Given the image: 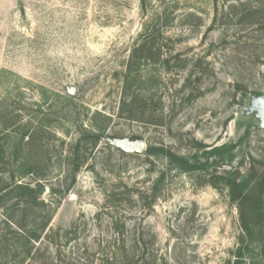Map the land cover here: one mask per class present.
<instances>
[{"label":"rangeland","instance_id":"obj_1","mask_svg":"<svg viewBox=\"0 0 264 264\" xmlns=\"http://www.w3.org/2000/svg\"><path fill=\"white\" fill-rule=\"evenodd\" d=\"M130 96L135 104H123ZM254 97H264V0H0V127L8 115V132L37 128L23 150L12 133L5 141L17 159L39 165L42 198L55 204L49 228L76 225L67 257L85 245L99 264L91 254L114 237L116 218L149 239L160 262L232 264L237 202L215 176L264 171ZM84 129L103 136L95 146L83 141L73 158ZM148 146L205 167L167 170L144 154ZM0 172L8 179L11 165Z\"/></svg>","mask_w":264,"mask_h":264},{"label":"trees","instance_id":"obj_2","mask_svg":"<svg viewBox=\"0 0 264 264\" xmlns=\"http://www.w3.org/2000/svg\"><path fill=\"white\" fill-rule=\"evenodd\" d=\"M135 50L136 48L132 50L128 60L126 83L127 79L132 77V66L138 63ZM125 103L133 106L135 98L130 96L127 101H123V104ZM7 116H3L4 124L0 127V171L11 165L12 174L10 173L7 179L0 172V264H93V260L88 259L90 255L85 245L82 248L76 247L75 253L67 251L69 257L64 253V248L71 243L70 239H75L76 225L62 232L49 228L55 204L47 203L42 198L45 187L40 182L43 176L38 172L39 165L24 157L17 159L13 155L15 148L9 153L5 141L13 134L11 138L20 143L22 148L19 149L23 150L25 146L32 144L33 133L37 128L21 132L12 128L11 132H8L10 126L5 121L10 122L12 119ZM249 128H245L236 145L232 147L247 139ZM102 136V130L84 129L74 143L70 155L73 158L76 156L83 141L89 139L92 146H95ZM144 154L147 157L160 156L167 170L176 169L188 173L203 170L205 167V162L200 161V158L191 160L160 146H148ZM80 163H73L71 180L64 192L74 183L75 172ZM164 175L163 171L159 172L154 180L150 194L151 202L157 197L158 187L164 180ZM25 176H32L34 184L19 182V179ZM215 177L224 181L231 201L237 202L241 231L232 264H264V171L247 176H241L237 171L227 176ZM115 196L111 193L109 198L112 200ZM110 226L114 237L102 242V248L100 245L98 251L91 254L92 257H101L99 264H166L158 261L157 255L149 250L150 240L143 234L135 233L134 229L127 230L125 223L116 218Z\"/></svg>","mask_w":264,"mask_h":264},{"label":"water","instance_id":"obj_3","mask_svg":"<svg viewBox=\"0 0 264 264\" xmlns=\"http://www.w3.org/2000/svg\"><path fill=\"white\" fill-rule=\"evenodd\" d=\"M248 109L256 111V116L260 119L264 125V97H254L250 101ZM144 144H139V151H142ZM48 192V188L45 189V194Z\"/></svg>","mask_w":264,"mask_h":264}]
</instances>
